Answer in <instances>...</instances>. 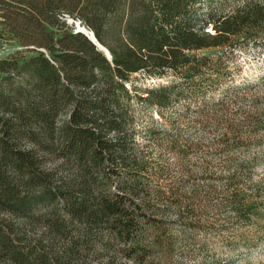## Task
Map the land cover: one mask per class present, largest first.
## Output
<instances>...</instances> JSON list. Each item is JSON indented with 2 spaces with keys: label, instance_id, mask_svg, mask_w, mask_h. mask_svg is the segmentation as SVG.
I'll return each mask as SVG.
<instances>
[{
  "label": "trees",
  "instance_id": "trees-1",
  "mask_svg": "<svg viewBox=\"0 0 264 264\" xmlns=\"http://www.w3.org/2000/svg\"><path fill=\"white\" fill-rule=\"evenodd\" d=\"M0 29L1 262L184 264L244 216L264 0H0Z\"/></svg>",
  "mask_w": 264,
  "mask_h": 264
},
{
  "label": "rangeland",
  "instance_id": "rangeland-1",
  "mask_svg": "<svg viewBox=\"0 0 264 264\" xmlns=\"http://www.w3.org/2000/svg\"><path fill=\"white\" fill-rule=\"evenodd\" d=\"M74 29L75 31L86 30L78 22ZM20 50L22 48L17 45L12 36L0 32V60ZM251 51L247 50L241 54L242 66L233 79L234 85L254 84L259 81L260 84H264V57L262 60L252 57ZM206 52L204 51L203 54ZM169 79L166 77L143 79L137 76L136 80L143 85L151 86L168 83ZM243 152H247L246 155L252 160L249 165L251 172L248 188L243 193L250 204L249 209L245 211L244 216L238 219L233 217L227 224L196 234L194 243L197 251L176 255L177 259H175L178 262L182 261L184 264H264V130L260 131L257 145ZM235 155L239 154L234 153L233 156ZM123 263L137 264L129 260ZM0 264L5 263L0 261ZM153 264L164 263L158 261Z\"/></svg>",
  "mask_w": 264,
  "mask_h": 264
},
{
  "label": "water",
  "instance_id": "water-1",
  "mask_svg": "<svg viewBox=\"0 0 264 264\" xmlns=\"http://www.w3.org/2000/svg\"><path fill=\"white\" fill-rule=\"evenodd\" d=\"M78 32H83V33H85L86 34V36L90 39V41L95 45V46H98V48L101 50V51H103V49H101L100 48V46L101 45H99L97 42H96V40H95V37H94V34L92 33V32H90L91 33V35H92V38H94V41L91 39V37L86 33V32H84L83 30H77ZM98 44V45H97ZM102 47V46H101ZM104 48V47H103ZM106 54V53H105ZM107 56H108V54H106Z\"/></svg>",
  "mask_w": 264,
  "mask_h": 264
},
{
  "label": "bare ground",
  "instance_id": "bare-ground-1",
  "mask_svg": "<svg viewBox=\"0 0 264 264\" xmlns=\"http://www.w3.org/2000/svg\"><path fill=\"white\" fill-rule=\"evenodd\" d=\"M81 30H83V29H81ZM83 31L86 32V33L91 37V39L94 41V38H92V35H91V33H90L89 31H86V30H83ZM94 42H95V41H94ZM97 45H98V44H97ZM100 48L103 49V51L107 53V51H106L103 47L100 46ZM107 54H108V53H107Z\"/></svg>",
  "mask_w": 264,
  "mask_h": 264
},
{
  "label": "crops",
  "instance_id": "crops-1",
  "mask_svg": "<svg viewBox=\"0 0 264 264\" xmlns=\"http://www.w3.org/2000/svg\"><path fill=\"white\" fill-rule=\"evenodd\" d=\"M0 32H4V31H2L1 29H0ZM5 33V32H4ZM6 34H8V35H10L11 36V34H9V33H6Z\"/></svg>",
  "mask_w": 264,
  "mask_h": 264
}]
</instances>
